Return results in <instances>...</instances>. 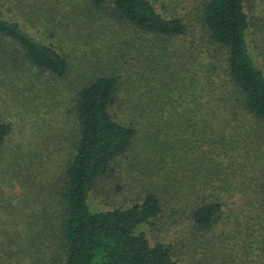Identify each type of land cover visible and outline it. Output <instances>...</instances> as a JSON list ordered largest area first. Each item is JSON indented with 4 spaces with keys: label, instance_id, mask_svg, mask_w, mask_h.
Listing matches in <instances>:
<instances>
[{
    "label": "rangeland",
    "instance_id": "rangeland-1",
    "mask_svg": "<svg viewBox=\"0 0 264 264\" xmlns=\"http://www.w3.org/2000/svg\"><path fill=\"white\" fill-rule=\"evenodd\" d=\"M149 1L166 18L173 10L185 26L184 33L167 39L159 33H139L100 9L90 16L85 10L74 13L79 4L88 7L85 0H33L42 10L32 28L41 30L39 36L65 55L64 78H50L19 60L10 62L7 53L0 52V121L9 126L0 143V264H53V239H40L37 234L54 225V189L60 184L57 176L75 132L71 112L75 87L102 68L113 69L120 77L131 75L130 93L143 107L133 112L139 124L135 137L139 148L130 159L112 161L109 172L95 180L87 197L89 211L127 207L161 177L164 184V173L171 167L181 170L177 173L181 180L207 175L208 170L212 174L215 150L210 148L208 158L198 159L196 114L182 107L190 106L197 90L196 46L203 32L194 10L201 0ZM260 2L259 9L264 10V0ZM249 19L244 36L247 54L264 78V16ZM230 135L219 150L237 137L235 179L249 173L250 167L254 173L260 164L264 183L263 135H250L246 126ZM198 164L203 168L199 173ZM216 171L222 172L220 167ZM251 196L239 197L237 203H232L237 197L226 199L221 226L199 236L182 232V216L174 223L150 218L136 224L133 232L142 233L150 244H169L176 264H261L264 203L261 198L255 203Z\"/></svg>",
    "mask_w": 264,
    "mask_h": 264
},
{
    "label": "trees",
    "instance_id": "trees-1",
    "mask_svg": "<svg viewBox=\"0 0 264 264\" xmlns=\"http://www.w3.org/2000/svg\"><path fill=\"white\" fill-rule=\"evenodd\" d=\"M85 1L89 9L79 4L73 12L85 10L89 16L100 9L139 33H159L167 39L185 31L173 10L169 13L172 17L166 18L149 0ZM260 1L201 0L194 10L203 32L196 46L197 90L190 106L182 107L196 114L193 124L199 137L194 147L198 159L208 158L210 148L215 150L212 174L208 170L207 175L181 180L177 175L181 170L171 167L164 173V184L161 177L127 207L89 211L87 197L95 180L109 172L112 161L122 156L130 159L139 148L135 146L139 124L133 112L143 106L130 93L131 75L120 77L110 68H102L75 87L71 106L75 132L57 176L60 184L54 189V225L37 234L40 239H53V264H176L169 244H150L142 233L133 232L134 226L150 218H167L174 223L182 216V232L199 236L221 226V207L226 199L237 197L232 202L237 203L239 197L252 195L255 203L260 198L264 203L260 164L254 173L250 167L249 173L235 179L236 169H232L238 161L237 137L228 148L219 150L227 135L244 126L250 135L259 132L264 138V78L252 66L244 37L249 17L264 16ZM41 10L33 0H0V52L7 53L10 62L19 60L32 67L30 70L64 78L68 66L65 55L39 36L41 30L32 28ZM185 124L193 127L188 121ZM8 131L6 122L0 121V143ZM219 167L222 172L216 171ZM202 169L198 164L195 171Z\"/></svg>",
    "mask_w": 264,
    "mask_h": 264
},
{
    "label": "crops",
    "instance_id": "crops-1",
    "mask_svg": "<svg viewBox=\"0 0 264 264\" xmlns=\"http://www.w3.org/2000/svg\"><path fill=\"white\" fill-rule=\"evenodd\" d=\"M65 3L67 4L66 1H65ZM66 13H67V12L63 13L62 16L65 15ZM90 15H95V14H90ZM90 15H89V16H90ZM86 16H87V15H86Z\"/></svg>",
    "mask_w": 264,
    "mask_h": 264
}]
</instances>
